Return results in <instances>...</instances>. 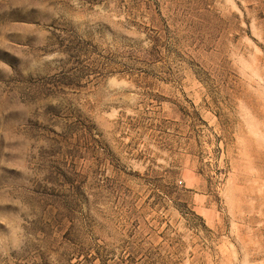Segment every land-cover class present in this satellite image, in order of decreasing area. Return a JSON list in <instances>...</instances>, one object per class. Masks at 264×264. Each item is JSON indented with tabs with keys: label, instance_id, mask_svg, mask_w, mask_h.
Listing matches in <instances>:
<instances>
[{
	"label": "rangeland",
	"instance_id": "obj_1",
	"mask_svg": "<svg viewBox=\"0 0 264 264\" xmlns=\"http://www.w3.org/2000/svg\"><path fill=\"white\" fill-rule=\"evenodd\" d=\"M0 264H264V0H0Z\"/></svg>",
	"mask_w": 264,
	"mask_h": 264
}]
</instances>
